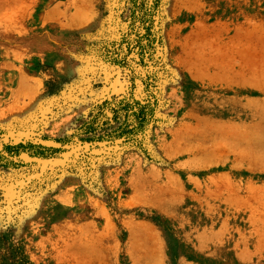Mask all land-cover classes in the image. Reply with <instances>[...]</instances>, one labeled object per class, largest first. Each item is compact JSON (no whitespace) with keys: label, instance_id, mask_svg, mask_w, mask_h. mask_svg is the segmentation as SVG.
<instances>
[{"label":"rangeland","instance_id":"obj_1","mask_svg":"<svg viewBox=\"0 0 264 264\" xmlns=\"http://www.w3.org/2000/svg\"><path fill=\"white\" fill-rule=\"evenodd\" d=\"M153 10L0 0V264H264V0ZM113 97L145 130L89 141Z\"/></svg>","mask_w":264,"mask_h":264},{"label":"trees","instance_id":"obj_2","mask_svg":"<svg viewBox=\"0 0 264 264\" xmlns=\"http://www.w3.org/2000/svg\"><path fill=\"white\" fill-rule=\"evenodd\" d=\"M159 0H130L131 3V21L134 22L143 34L139 39L146 40L148 43L155 41L152 35L154 25V10ZM156 13V12H155ZM151 111L149 104H143L138 101H130L122 98L113 97L110 101H104L99 107L98 112L81 123V130L92 134L91 139L97 138V141L104 139L112 140L123 138L124 141L134 140L135 137L145 130L149 121ZM116 123V128H110ZM145 127V128H144ZM105 131L102 136L96 137V132ZM31 144H17L6 147L7 149H20L32 147Z\"/></svg>","mask_w":264,"mask_h":264}]
</instances>
